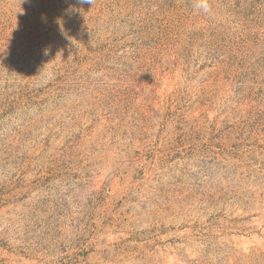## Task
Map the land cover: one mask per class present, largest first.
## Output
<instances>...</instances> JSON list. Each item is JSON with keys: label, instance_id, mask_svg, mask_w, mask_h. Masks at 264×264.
<instances>
[{"label": "rangeland", "instance_id": "374dc122", "mask_svg": "<svg viewBox=\"0 0 264 264\" xmlns=\"http://www.w3.org/2000/svg\"><path fill=\"white\" fill-rule=\"evenodd\" d=\"M0 0V264H264V0Z\"/></svg>", "mask_w": 264, "mask_h": 264}, {"label": "clouds", "instance_id": "9594fccd", "mask_svg": "<svg viewBox=\"0 0 264 264\" xmlns=\"http://www.w3.org/2000/svg\"><path fill=\"white\" fill-rule=\"evenodd\" d=\"M82 2L91 4V0H82ZM196 8L197 10L202 11L205 14H208L211 11L208 0H198Z\"/></svg>", "mask_w": 264, "mask_h": 264}]
</instances>
